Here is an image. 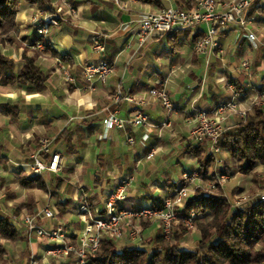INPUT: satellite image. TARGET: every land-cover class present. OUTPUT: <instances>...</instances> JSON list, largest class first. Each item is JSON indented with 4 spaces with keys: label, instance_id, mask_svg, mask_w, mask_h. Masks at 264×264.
<instances>
[{
    "label": "crops",
    "instance_id": "obj_1",
    "mask_svg": "<svg viewBox=\"0 0 264 264\" xmlns=\"http://www.w3.org/2000/svg\"><path fill=\"white\" fill-rule=\"evenodd\" d=\"M49 1V7L42 8L20 0L17 27L11 40L0 46L2 54L13 60L16 75L14 83L0 82V213L21 217L49 204L56 218L47 224L64 222L66 241L75 243L84 227L79 205L87 202L102 212L107 195L126 177H134V181L119 206L136 210L154 207L164 196L175 193L183 172L200 171L192 151L196 144L189 139V110L212 109L234 93L243 106L254 103L264 89V4H253L243 15L253 16L255 24L242 28L230 23L218 33L223 53L214 50L206 54L194 48L208 28L206 23L174 29L142 43L133 31L143 13L169 6L191 9L198 0ZM230 1L216 0V10H225ZM37 9L62 16L58 26L39 38L44 49L35 47L39 36L30 20ZM70 9L77 14L71 15ZM250 30L254 41L245 36ZM96 32L106 36L102 55L91 48L90 38ZM24 52L44 74L43 87L23 82ZM99 58L106 59L114 70L105 82L84 73L85 65ZM244 59L252 61L247 70H241ZM67 74L73 77L72 82L67 81ZM154 88L168 91L174 113H168L151 94ZM128 95L132 100L126 99ZM135 110L148 115L151 125L132 131L128 125L107 129L103 124L110 113L127 119ZM145 133L149 134L145 146L127 142L129 136L138 141ZM44 137L51 140L50 151L62 155L61 168L38 175L46 189L37 182L25 186L21 179L37 176L31 171V155ZM151 150L154 155L148 157ZM39 157L48 159L49 155L40 153ZM224 157L231 175L228 190L259 186L251 172L242 176L236 170L243 161L233 160L227 151ZM263 170L262 165H256L253 173L258 172L257 178L262 179ZM16 232L15 240L0 238L5 251L0 264H22L32 255L44 259V264H74L73 254L44 255L56 245L51 239L28 238L22 230ZM153 232L151 226L144 227V239L152 238ZM194 236L195 242L201 241L200 231ZM181 248L195 250L199 246Z\"/></svg>",
    "mask_w": 264,
    "mask_h": 264
},
{
    "label": "built area",
    "instance_id": "obj_2",
    "mask_svg": "<svg viewBox=\"0 0 264 264\" xmlns=\"http://www.w3.org/2000/svg\"><path fill=\"white\" fill-rule=\"evenodd\" d=\"M118 1V0H115ZM264 4V0H232L226 4L223 11L216 10V0H198L194 8L164 7L154 12H146L139 16L137 23L133 26V31L138 36L139 42H145L148 38L156 35L169 33L174 29L187 30L195 25L206 23L207 30L194 43L196 51L209 54L211 51L218 50L223 53L218 41V33L224 29L227 24L235 23L244 28L246 24H255L253 16L243 17L245 11L253 4ZM71 15H76L74 9H70ZM61 14L48 13L42 9H37L31 17L32 24L36 27V33L39 36L35 41V47L44 49V44L39 39L48 35L50 28L58 26ZM249 41L255 40V34L250 30L245 35ZM91 48L97 55H102L106 49V36L102 33H94L90 38ZM252 64L250 59H244L241 64V70H247ZM114 72L112 65L104 58H99L95 62L87 63L84 67V73L87 77H97L102 82ZM225 79L224 76L221 77ZM67 81L72 82L73 77L66 76ZM151 94L160 99L164 109L172 114L175 111L174 103L168 91L164 88H154ZM261 96L264 97V89ZM126 99L132 100L129 95ZM262 103V101L260 102ZM249 108H245L240 102L238 93H234L228 100L217 103L212 109H203L193 107L186 113V121L189 126V139L191 143H203L207 148V153L212 157L210 175L216 180L215 185L223 186V183L229 178V175L223 171L224 159L221 156L222 149L219 146L221 136L231 128L239 126L248 116ZM103 124L107 129L124 128L128 125L132 131L141 127L151 125L149 116L145 113L135 110L134 114L127 119H120L114 113L103 119ZM167 125V124H166ZM149 134L145 133L141 139L135 140L133 136L127 138V142L134 144L138 142L145 146ZM51 140L41 138L38 150L31 155V171L35 175L43 176L47 172H58L61 168L62 155L59 152L50 151ZM40 153L48 154V159L39 157ZM154 155V150L148 153V157ZM182 181L176 187L175 193L163 197L159 207H140L138 209L122 208L119 206L121 201L127 198V187L134 177H126L121 183L111 191L104 202V210L97 212L92 209L87 202L79 205V212L84 221V227L78 235L75 243L66 241L65 224L57 221L54 224H47L53 221L56 214L49 204L42 205L37 211L27 213L18 217L10 214L9 220L14 229L22 230L24 234L31 238L33 236L48 238L56 243L53 247L47 248L44 255L47 257L75 256L74 264H92L89 257L93 255L101 245V240L109 236L114 240H119L124 233V227L128 224L131 217H144L157 222L159 235L169 238L172 224L179 218L177 210L182 209L187 200L193 195L191 185L199 179V171H185L182 173ZM228 202L226 193H222ZM264 200V191L257 193L252 197L236 196L231 203L234 209H241L247 205ZM195 213L184 217L187 226L193 225ZM128 237L132 244L140 247L139 242L142 239L138 228H129ZM22 264H44V259L37 256H30Z\"/></svg>",
    "mask_w": 264,
    "mask_h": 264
},
{
    "label": "trees",
    "instance_id": "obj_3",
    "mask_svg": "<svg viewBox=\"0 0 264 264\" xmlns=\"http://www.w3.org/2000/svg\"><path fill=\"white\" fill-rule=\"evenodd\" d=\"M24 1L42 8H48L50 2ZM19 5L20 0H0V33L3 38L8 39L7 35L17 27ZM23 58V82L43 87L46 78L34 58L27 56L26 52ZM15 80L13 60L0 51V82L14 83ZM218 144L234 159L244 161V165L240 167L244 174H249L257 164L264 166V107L254 110L241 125L228 129ZM192 151L200 164L199 172L207 173L212 157L207 153L206 146L198 143ZM21 182L25 186L37 182L40 188L46 189L44 181L38 175L29 179L23 178ZM160 204L161 201L154 207H159ZM193 211L198 214L197 226L202 241L206 242L204 252L179 247L188 227L178 221L174 225V242L167 241L158 234L154 247L147 251L129 242L124 231L118 241L105 236L101 240L100 248L89 260L92 264H264V200L252 203L244 209L232 210L225 198L198 190L177 213L180 218ZM199 217L205 219L199 220ZM17 237L18 233L9 218L0 213V238L12 241ZM4 254L0 244V261Z\"/></svg>",
    "mask_w": 264,
    "mask_h": 264
},
{
    "label": "rangeland",
    "instance_id": "obj_4",
    "mask_svg": "<svg viewBox=\"0 0 264 264\" xmlns=\"http://www.w3.org/2000/svg\"><path fill=\"white\" fill-rule=\"evenodd\" d=\"M16 20H17V16H16ZM31 22H32V20H31ZM12 32H10L7 35L8 39H10V35H12ZM8 39L7 38H3V35L0 33V46L5 40H8ZM260 92H262V90H260L257 93L256 98L254 99V103L251 102V103H248L247 106H244L245 108H250L251 107L250 110L248 111V116L250 114H252L254 112V110H256L257 108L264 107V97L261 96ZM261 101H262V103H260ZM249 104H250V107H248ZM245 121H242L241 124L244 123ZM241 124H239V125H241ZM39 145H40V141H39ZM206 150H207V148H206ZM224 151H226V150L222 149V151H221V156L224 159L223 171L226 172L229 175V178L223 183V186L221 187L220 185H215L216 180L213 179V177L210 175V168L208 169L207 173H205V174H202V173L199 172V179L196 180L195 184L191 185L192 194H195L198 190H200V191L205 192V193H210V194L215 195V196L223 197L222 193H226L227 196H228L229 201H231V203H232L235 200L236 196H244L245 195L247 197H252V196L256 195L257 193H259L261 191H264V174L262 176L263 177L262 179L257 178V177H259L258 176L259 173L258 172L256 174L253 173V171H254L256 166L251 171V173H252L251 177L254 178L255 184L256 185L259 184V186L257 185V187H255L254 189H249V190H240L237 187L234 188L232 191L228 190L227 183L231 179V175H230V171L227 169V167H228L227 163H225ZM232 159L236 160L233 157H232ZM237 161H241V160H237ZM238 165H237L238 168L235 167L236 170H239V172L242 174V176L246 175V174L242 173L241 170H240V167H242L244 164H242L241 166H240V164H238ZM257 165H260V164H257ZM262 173H264V172H262ZM223 198H225V197H223ZM226 201L229 204L230 209L239 210V209H234L233 206L231 205V203L228 202L227 199H226ZM248 206L249 205L245 206L244 208H247ZM244 208H241V209H244ZM194 213L196 215L194 217L192 226H187L185 224V222H184V217L185 216L184 217H180V218L176 219L174 221V223L172 224L169 238H165L164 236L163 237L167 241L174 242L175 241V239H174V225H175L176 222L181 221V223H183L186 227H188V231L183 235V240L179 243V247H181V246H183V247H187V246L188 247H196V246H199L200 251L204 252V250L206 248V242L202 241V238H201L200 242L199 241L195 242L196 238H195L194 235H195V233H197L200 230L198 229V226H197L198 225V214L196 212H194ZM188 215H190V213ZM202 219H205V218L199 217V220H202ZM127 221H128V224L125 225V227H124V231H126V234H127V231L129 230V228H133V227L134 228H138L140 230V232H141V235H142V239L139 242L140 247L142 246V247L148 248V249H145V250L150 251L154 247L155 237L158 234H160L159 233V229L157 228V222H155L153 220H150V219H147V218H144V217H131ZM146 226H151L154 229L152 238L147 239V240H145L144 236H143V228L146 227ZM127 236H128V234H127ZM128 239H129V237H128ZM129 242H130V239H129Z\"/></svg>",
    "mask_w": 264,
    "mask_h": 264
}]
</instances>
